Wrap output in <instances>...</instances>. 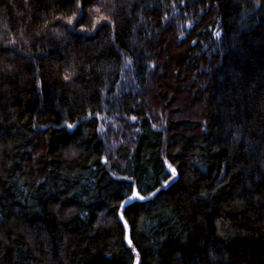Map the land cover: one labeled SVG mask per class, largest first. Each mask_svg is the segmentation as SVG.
<instances>
[{
  "label": "trees",
  "instance_id": "1",
  "mask_svg": "<svg viewBox=\"0 0 264 264\" xmlns=\"http://www.w3.org/2000/svg\"><path fill=\"white\" fill-rule=\"evenodd\" d=\"M0 264H264V0H0Z\"/></svg>",
  "mask_w": 264,
  "mask_h": 264
},
{
  "label": "snow or ice",
  "instance_id": "2",
  "mask_svg": "<svg viewBox=\"0 0 264 264\" xmlns=\"http://www.w3.org/2000/svg\"><path fill=\"white\" fill-rule=\"evenodd\" d=\"M217 35H219V33H217ZM71 127V126H70ZM169 167H171V166H169ZM172 173H173V176H175V169H172ZM167 183V182H166ZM133 196L134 197H136V196H139V194L138 193H133ZM140 199H144V197H139Z\"/></svg>",
  "mask_w": 264,
  "mask_h": 264
},
{
  "label": "water",
  "instance_id": "3",
  "mask_svg": "<svg viewBox=\"0 0 264 264\" xmlns=\"http://www.w3.org/2000/svg\"><path fill=\"white\" fill-rule=\"evenodd\" d=\"M126 242H127V244H130V240H129L128 236L126 237Z\"/></svg>",
  "mask_w": 264,
  "mask_h": 264
},
{
  "label": "rangeland",
  "instance_id": "4",
  "mask_svg": "<svg viewBox=\"0 0 264 264\" xmlns=\"http://www.w3.org/2000/svg\"><path fill=\"white\" fill-rule=\"evenodd\" d=\"M167 169H168L169 171H172V169H171V167H169V165H167Z\"/></svg>",
  "mask_w": 264,
  "mask_h": 264
}]
</instances>
